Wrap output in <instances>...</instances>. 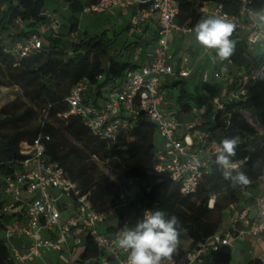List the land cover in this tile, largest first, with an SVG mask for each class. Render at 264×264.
Returning a JSON list of instances; mask_svg holds the SVG:
<instances>
[{"label": "trees", "instance_id": "16d2710c", "mask_svg": "<svg viewBox=\"0 0 264 264\" xmlns=\"http://www.w3.org/2000/svg\"><path fill=\"white\" fill-rule=\"evenodd\" d=\"M60 1L67 4L72 12L67 19L68 26L60 23L57 35L42 36V48L37 54L14 58L3 50L12 42L37 32H15L14 21H31L27 25L29 29L37 26L44 21V0H0V75L9 86L18 88L30 104L31 109L25 114L36 116L44 113L50 120L27 129L20 124L22 118L15 117L13 109L4 107L0 110V174H11L18 169L19 163L25 159L19 152L22 143L31 144L37 137L47 136L49 140H43V159L57 164L65 177L76 184L80 194L87 195L96 211H109L120 202V196L127 193L124 205L116 211V227L111 231L122 230L125 226L134 227L145 211L161 210L167 216L179 217L180 240H186L189 246L185 251L179 248L172 260H183L187 251H192L222 229L223 212L239 203L242 192L257 189L260 178L264 176V80L248 83L244 100L225 104L224 110L216 114L214 126L201 127L210 133L209 143L204 148H210L212 143L221 146L225 138L240 137L233 160L240 163L251 184L247 187L231 186L222 178L215 155L209 160L195 193L185 196L167 174L155 173L157 129L143 113L136 116L132 128L120 133L112 143L94 136L80 118H62L69 110L66 99L75 85L85 83L89 89L94 88L93 96L98 98L104 88L124 78L135 66L115 56L114 44L104 34L84 36L78 42L70 39L78 24L73 13L83 12L84 7L96 4L97 0ZM173 1L178 6L176 23L191 29L200 18L198 3L221 5L230 15H236L240 9L236 0ZM249 7L255 14L264 8V0H251ZM152 39L155 41V35ZM232 39L236 41L235 53L222 64L229 74L233 75L230 72L233 68L250 74L264 63V51L258 55L264 49L251 52L238 36L233 34ZM125 49L133 52L135 47L127 46ZM173 88L177 95L170 92L168 99H174V104L182 112L188 111L191 104L207 100L199 85L194 88L195 95L185 90L183 81L175 83ZM213 94L217 91L213 90ZM92 99L87 93L83 95L85 103ZM222 118L228 122L226 132L219 131ZM96 161L105 166L112 180L99 171ZM134 184L138 186L136 189H132ZM212 198L213 206L209 208ZM1 202L0 198V205ZM3 220L0 215V233ZM96 254V247L86 239L77 258L86 260ZM230 262V247L221 246L210 252L202 264ZM0 264H14L1 235Z\"/></svg>", "mask_w": 264, "mask_h": 264}, {"label": "built area", "instance_id": "2783aa9c", "mask_svg": "<svg viewBox=\"0 0 264 264\" xmlns=\"http://www.w3.org/2000/svg\"><path fill=\"white\" fill-rule=\"evenodd\" d=\"M240 9L236 15L224 12L221 5L198 3L200 18L226 16L237 24L235 35L243 40L251 52L264 49L254 43L257 29L253 24L256 18L249 7L251 0H236ZM118 10L121 16L131 11L127 34L140 35L148 23L156 27V40L146 52V64L126 73L125 77L102 90L100 97L85 103L83 95L89 87L78 83L69 93L66 102L69 106L62 118L75 116L94 135L109 143L132 128L136 116L143 113L157 129L161 139L155 152V173L167 174L177 184L183 195L195 193L211 157L217 154L219 145L204 148L210 133L199 130L197 119L188 122L178 121L166 106L170 102L164 90L167 79L186 80L190 70L170 48V39L177 35L186 38L193 34L192 29L176 23L178 6L173 0H97L86 6V14H110ZM44 16L41 32L29 33L25 38L12 42L3 51L14 58H27L37 54L42 48V36L57 35L60 21L56 15ZM31 21H14L19 32ZM200 46V45H199ZM203 54L205 53L200 46ZM179 61V65L178 62ZM225 65H214L213 73L203 71L200 84L206 102L212 107L211 126L215 125L216 114L224 110L225 104L244 100L246 85L264 80V63L250 74L235 68V74L222 71ZM223 78L221 92L213 94L206 84L211 78ZM94 95V94H92ZM170 104H172L170 102ZM174 105V103H173ZM175 107V106H172ZM174 109V108H173ZM219 131L226 132L228 122L220 119ZM44 141L47 136H39L31 144L22 143L19 152L25 159L11 174H0V215L8 217L0 233L14 264H28L47 255H71L74 249L84 247L89 239L96 247L93 258L82 260L63 259V264H126L127 253L114 241L121 230L115 229L116 211L124 205V194L120 202L107 212L96 211L87 195H81L76 184L65 177L63 170L55 163L43 159ZM214 198L209 201L212 208ZM256 215L248 218L245 212L233 218L228 227L222 229L187 251L185 258L171 264H202L210 252L221 246L230 247L235 240L264 237V194L255 200ZM232 207V206H230ZM114 221L111 223L110 221ZM22 239L25 244L18 247L13 240Z\"/></svg>", "mask_w": 264, "mask_h": 264}, {"label": "clouds", "instance_id": "9594fccd", "mask_svg": "<svg viewBox=\"0 0 264 264\" xmlns=\"http://www.w3.org/2000/svg\"><path fill=\"white\" fill-rule=\"evenodd\" d=\"M255 17L253 24L257 31L253 42L264 47V8ZM236 29L237 24L226 16H208L197 21L192 32L205 53L214 50L215 55L210 58L215 64L229 61L234 55L236 41L232 37ZM239 143V136L223 139L215 163L231 186L247 187L251 184L250 177L233 160ZM180 229L179 217L167 216L161 210L145 211L134 227L125 226L118 233L114 243L127 253L126 264H171L180 246Z\"/></svg>", "mask_w": 264, "mask_h": 264}, {"label": "crops", "instance_id": "0c3cea01", "mask_svg": "<svg viewBox=\"0 0 264 264\" xmlns=\"http://www.w3.org/2000/svg\"><path fill=\"white\" fill-rule=\"evenodd\" d=\"M109 15L115 16L116 23L119 25H122L124 21H126V27L129 23L131 11H129L125 16H121L120 12L118 10H115L113 13H110ZM44 17V16H43ZM45 23V20L42 21L41 23H38V26H33L30 29L27 28V25H25L24 29L20 31H27V30H33L37 32H41V29ZM154 23H148L142 33L137 36H129L126 31L125 27V32L126 36L131 39V41H126L127 43L123 48H117L115 46V56L118 57L119 60L127 62L135 66V69L138 68L141 65H145L147 60L145 57L146 52L150 49L151 45L155 42L153 41V35L156 37V27H154ZM15 32H19L18 30ZM194 35V33L192 34ZM191 36V35H190ZM156 40V39H155ZM192 41H187V38H182L180 36H173L170 39V48L174 52V54L177 56V53L181 51L182 53L185 54H192V43L197 46V49L195 50L198 53H193L194 55V65L192 68H189L187 64L185 63V66L190 70V75L187 79L192 78V83L197 80V83H194V88L196 85H199L200 88L202 89V85L200 84V77L201 73L205 71V68L202 64L203 60H207L209 62H212L211 60V55H215V52L213 51L210 54H203L199 44L197 43L194 38L191 39ZM127 46H132L135 47L133 52H131V56H122L119 54L117 55L119 51H124L126 50L125 48ZM127 51V50H126ZM117 52V53H116ZM129 52V51H128ZM121 56V57H120ZM178 65L180 64L179 61L177 62ZM213 63V62H212ZM218 64L219 63H215ZM213 63V65H215ZM231 70V71H230ZM229 71L235 74V69H230ZM185 80V79H184ZM179 81L183 80H176L173 81L171 79H167L166 84L164 85V90L166 91L167 95L171 92L176 91L174 87L175 83H178ZM95 93L94 88L89 89L88 91V97L91 98L93 96L92 94ZM204 94V93H202ZM205 96V95H204ZM174 103V102H172ZM191 104V103H190ZM166 106L169 110V112L174 113V117L183 123L188 122L190 120L197 119L199 123V130H201V127L203 125L211 126L210 124V116L212 115L213 109L212 107L206 102L203 101L198 104H191L190 109L186 112H182L180 108L177 105L170 104V102L166 103ZM175 106V107H172ZM174 108V109H173ZM215 143H212L213 145ZM21 148V145L19 149ZM264 194V176H262L258 182L257 189L253 191H246L242 192V195L240 197V201L238 204L233 205L232 207H229L225 213L227 214V219L225 220V225H223V228H227L230 221L241 215L242 212H245L247 214L248 218H252L256 215L257 209H256V203L255 200L258 196ZM231 213V214H230ZM235 213V214H234ZM231 215V216H230ZM8 217H5L3 220V223L8 221ZM13 244L22 247L25 244V241L22 239H15L13 240ZM234 248V251L232 249ZM84 247L80 249H74L71 253V255H47L43 256L40 258L35 259L31 263L28 264H63V259L66 260L63 257H66L67 259H72L75 260L80 252L82 251ZM231 250V261L233 259V256L235 257L237 264H247L249 262L255 261L256 264H264V237L262 238H257V239H250V238H243V239H238L233 242V244L230 246ZM231 263V262H230Z\"/></svg>", "mask_w": 264, "mask_h": 264}, {"label": "rangeland", "instance_id": "374dc122", "mask_svg": "<svg viewBox=\"0 0 264 264\" xmlns=\"http://www.w3.org/2000/svg\"><path fill=\"white\" fill-rule=\"evenodd\" d=\"M43 14L45 15V17H47L48 15H56L61 25L64 24L65 26H68L67 19L72 15V12H70V10L68 9L67 4L61 2L60 0H44ZM73 15L78 22L77 31L70 37V39L74 42H78L84 36L95 37V36H99L102 34H104L106 38H108L109 40L113 42L114 48L115 46L117 48H120V47L123 48L125 44L127 43L126 41H131V39L126 36V32H125V27L127 24L126 21H124L122 25H119L116 23L115 16H111L109 14H95V13L86 14L83 12H76V13H73ZM15 30L17 31V29ZM186 38H187V41L189 40L192 41L191 39L194 38V35L188 36ZM196 49H197V46L192 43V51H193L192 54L191 53L185 54L179 51L177 53V57L179 58L180 62L186 63L189 68H192L194 65V60H195L193 53H198L195 51ZM262 51L264 50H260L258 52V55H260ZM119 54L127 57L128 55L131 56L132 53L126 50L124 51L121 50L118 52L117 55L119 56ZM202 64L206 71H208L210 74L213 73L214 65L212 62L203 60ZM222 64L223 63H219V66H221ZM197 80H195L194 83H197ZM223 80H224L223 78H219V77L213 78L212 77L209 80V82L206 84L207 85L206 87L211 88L215 91L221 92L222 91L221 87L224 82ZM183 83L185 86V90L188 93L195 95L194 85H192L194 84L192 83V78L183 80ZM202 89H200L201 93H203ZM172 95L176 96L177 91H174ZM168 96L170 97L169 94ZM169 100L172 103L174 99L170 98ZM4 107H10L11 109H13L15 117L22 118L20 124L23 125V127L27 129L35 128L44 121L48 123L50 122V120H47L44 113H37L36 116L25 114L26 111L31 109L30 104L22 96V93L18 88L9 86L6 83V81L2 79L0 75V110ZM160 142H161V139L157 137L156 144L159 145ZM97 164L99 167V171L104 173V175L108 176L109 179L112 180V177L106 171L105 166L99 162H97ZM137 187H138L137 184H134L132 186V189H136ZM126 195L127 193L125 192L124 197H126ZM226 219H227V214L223 212L222 217H221L222 226L225 225ZM110 222L113 223L114 221L111 220ZM115 224H116V220H115ZM188 246H189V243L186 242V240H180L179 248L182 249V251H185L188 248ZM232 249L234 251L233 247ZM63 258L67 260L66 257H63ZM253 262L254 264H256L255 261ZM230 264H237V261L234 256Z\"/></svg>", "mask_w": 264, "mask_h": 264}]
</instances>
